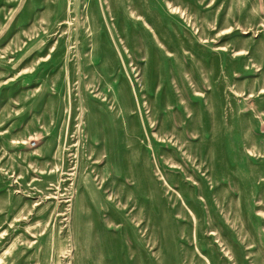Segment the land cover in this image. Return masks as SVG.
<instances>
[{
    "label": "rangeland",
    "instance_id": "374dc122",
    "mask_svg": "<svg viewBox=\"0 0 264 264\" xmlns=\"http://www.w3.org/2000/svg\"><path fill=\"white\" fill-rule=\"evenodd\" d=\"M4 193L14 264H264V0H0Z\"/></svg>",
    "mask_w": 264,
    "mask_h": 264
},
{
    "label": "crops",
    "instance_id": "0c3cea01",
    "mask_svg": "<svg viewBox=\"0 0 264 264\" xmlns=\"http://www.w3.org/2000/svg\"><path fill=\"white\" fill-rule=\"evenodd\" d=\"M0 200L3 202L2 203L3 206H9V207H11L9 209H5V210L3 209V210L0 211V224L2 222H6V219L9 218V216L10 217L11 216L14 217L15 216V215H13L14 212H18L19 214H21V211H24V210L14 209L15 205L17 206L19 201H22L21 202L22 203V206H24V207L26 206V204H24V202H23L24 199L11 196V194H8V193L7 194H5V193L4 194H1L0 195ZM23 215H22V217H23ZM0 259L5 264H14V262L17 261L15 258L14 259L8 258V256H6V257L5 256H0Z\"/></svg>",
    "mask_w": 264,
    "mask_h": 264
}]
</instances>
